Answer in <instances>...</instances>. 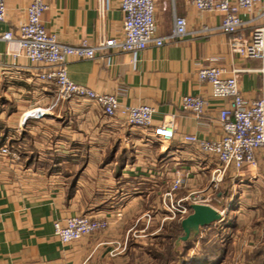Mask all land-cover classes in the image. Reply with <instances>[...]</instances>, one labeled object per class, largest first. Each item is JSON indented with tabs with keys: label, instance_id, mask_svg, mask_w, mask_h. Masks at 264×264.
Instances as JSON below:
<instances>
[{
	"label": "crops",
	"instance_id": "obj_1",
	"mask_svg": "<svg viewBox=\"0 0 264 264\" xmlns=\"http://www.w3.org/2000/svg\"><path fill=\"white\" fill-rule=\"evenodd\" d=\"M155 1L157 35L169 36L178 15L186 19L187 36L136 54L114 49L67 65L69 78L77 84L113 94L124 105L152 106L151 128L108 118L88 100L56 101L55 84L37 78L41 65L15 57L16 43L0 44V144H9L19 156H0V264L152 262L149 248L158 231L152 223L161 218L154 210L163 193L177 174L185 180L179 198L206 188L217 165L185 140L191 135L207 141L223 136L219 112L228 102L211 98V87L200 80L199 70L220 67L225 76L235 72L245 101L260 98L262 61L233 51V36L221 30L220 13L200 12L192 0ZM46 2L44 27L62 44L123 39L121 0H106L105 6L102 0ZM29 4L7 0L0 34H19ZM239 16L246 25L237 35L248 40L254 29L264 26V1ZM187 95L209 100L204 117L182 109ZM36 107L47 113L30 117L20 130L21 116ZM163 125L173 127L172 139L155 134ZM124 206L128 211L121 215ZM83 215L114 222L112 230L63 244L54 224ZM139 222L142 235L133 239L129 233ZM120 233L127 240L115 246L112 240H119Z\"/></svg>",
	"mask_w": 264,
	"mask_h": 264
},
{
	"label": "built area",
	"instance_id": "obj_2",
	"mask_svg": "<svg viewBox=\"0 0 264 264\" xmlns=\"http://www.w3.org/2000/svg\"><path fill=\"white\" fill-rule=\"evenodd\" d=\"M104 1V6L106 0ZM264 0H192L200 12H217L223 16L220 26L224 33L232 35V49L245 58L262 61L261 96L247 103L240 90L235 72L225 76L220 67H203L199 70V78L211 87V98L227 101L221 108L219 120L223 130L220 139L207 141L191 135L186 142L195 145L200 152L215 160L217 165L212 169V177L203 190L189 193L178 198L177 192L185 184L184 178L177 174L163 193L162 199L168 217L175 219L185 216L190 210V202L209 204L212 197L217 196L224 178L230 170L241 171L246 167L257 169L260 157L264 158V26L251 32L248 40L237 34L246 25L239 13L251 10ZM124 13L123 39L102 38L95 45L87 39L77 46L62 44L57 35L49 34L43 24V15L48 9L46 0H30L26 11V20L19 28V34L8 30L0 34V44L16 43L18 52L15 57H23L33 64H40L38 76L44 82L55 84L56 101L88 100L99 106L108 118L119 117L128 126L151 128L154 126L155 109L149 105L131 106L122 104L113 94L99 93L72 81L67 72V65L72 59H95L98 52L120 50L136 54L149 46L162 47L167 41L182 39L188 35L186 19L174 15L173 31L169 36L157 35L156 1L155 0H121ZM7 17V0H0V23ZM209 100L195 95L184 96L181 107L202 118L207 113ZM47 113L46 109L36 107L24 113L19 121L20 130L25 129L30 117L39 118ZM161 140H170L174 129L171 125H163L155 130ZM0 156L19 160L18 154L9 144H0ZM198 194V200L196 195ZM170 215V216H169ZM106 219L91 216H74L65 222L54 224L55 235L63 244H70L84 237L104 232L108 229Z\"/></svg>",
	"mask_w": 264,
	"mask_h": 264
},
{
	"label": "rangeland",
	"instance_id": "obj_3",
	"mask_svg": "<svg viewBox=\"0 0 264 264\" xmlns=\"http://www.w3.org/2000/svg\"><path fill=\"white\" fill-rule=\"evenodd\" d=\"M37 78L41 82H44L40 79L38 74ZM259 161L260 163L257 169L246 167L241 171L230 170L227 173V176L224 178V181L217 192V196L214 198L212 197V199L209 201V204L199 202L197 203L214 207L222 214V219L211 228H208V226L200 228V234L196 237V239L198 240L195 239L196 241L194 243V245L196 246L193 251L189 252V258H193L201 249L202 241L204 238L208 236H211V238H216L215 235L219 234L217 237L225 240L228 236L227 234H230V236L232 235L231 237L233 242L230 244V252L223 263L248 264L246 262L250 260L248 257L249 251L251 250L253 252L256 247L262 242L264 236V159L260 157ZM211 177L212 174L210 172L209 181ZM181 190L177 192L178 198L180 197L178 196V193ZM223 191L225 192V195H222ZM196 199L197 201H199L198 194L196 195ZM128 204L131 205V202H129ZM191 204L195 203L190 202V205ZM127 208L128 207L125 206L122 207L120 214L122 215V210L128 211ZM154 211H158L157 214L160 215L161 218L154 223L151 222L158 228V231H156L157 235L153 236V242L151 246L153 245L159 248H163L164 244H167V241L165 237H161V234L166 231L171 232L172 230H174V223H177L178 221L182 222L183 219H185L192 213V209L190 207L188 214L185 216H178L175 219H166L164 221L163 218L168 217V213L165 209L163 199L161 197L160 205ZM224 219H226V221H223ZM153 220H155V218ZM225 222H231V226L227 227L225 225ZM113 224L114 222H109V226L106 232L112 230L110 226ZM166 227L167 230H165ZM133 228V231L135 232H132L131 228V233L129 234L131 238L137 239V235H142L139 233V230L141 229L140 222L138 226H135ZM217 228H219V231L216 233ZM120 235L122 236L119 240H117V238H114V240H112L114 241L115 246H118V243L123 244L127 240V238H124V235L122 233H120ZM179 238L175 242V250L181 251L185 243L181 242V245L177 246L176 243ZM252 244L257 245L252 249ZM136 262L137 264H145L144 262L148 263V261H143L142 259Z\"/></svg>",
	"mask_w": 264,
	"mask_h": 264
},
{
	"label": "trees",
	"instance_id": "obj_4",
	"mask_svg": "<svg viewBox=\"0 0 264 264\" xmlns=\"http://www.w3.org/2000/svg\"><path fill=\"white\" fill-rule=\"evenodd\" d=\"M222 195H225L224 191ZM223 221H226V219ZM217 223H213L208 228L215 226ZM225 225L229 227L231 222H225ZM173 229L171 232L166 231L161 234V237H165L167 241L163 248L150 246L149 252L152 262H144L145 264H220L223 263L230 252V244L233 242L232 235L227 234L228 236L224 240L217 237L218 234L215 235L216 238H211V236L204 238L201 249L193 258H189V252L193 251L196 246L194 243L198 239L185 243L181 251L175 250L176 240L183 235L181 221L174 223ZM165 230H167V227ZM218 231L219 228L216 229V233ZM248 257L250 259L246 262L248 264H264V236L262 242L252 253L248 254ZM132 264L136 263L133 261Z\"/></svg>",
	"mask_w": 264,
	"mask_h": 264
},
{
	"label": "water",
	"instance_id": "obj_5",
	"mask_svg": "<svg viewBox=\"0 0 264 264\" xmlns=\"http://www.w3.org/2000/svg\"><path fill=\"white\" fill-rule=\"evenodd\" d=\"M190 207L192 213L181 222L184 234L177 241V246H180L181 242L187 243L195 240L200 234L201 227L210 226L222 219V214L212 206L191 204Z\"/></svg>",
	"mask_w": 264,
	"mask_h": 264
}]
</instances>
